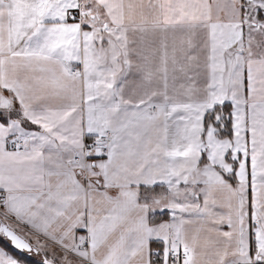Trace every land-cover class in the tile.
<instances>
[{
    "label": "snow or ice",
    "instance_id": "obj_1",
    "mask_svg": "<svg viewBox=\"0 0 264 264\" xmlns=\"http://www.w3.org/2000/svg\"><path fill=\"white\" fill-rule=\"evenodd\" d=\"M0 264H264V0H0Z\"/></svg>",
    "mask_w": 264,
    "mask_h": 264
}]
</instances>
